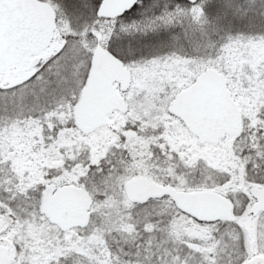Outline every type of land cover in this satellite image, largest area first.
Listing matches in <instances>:
<instances>
[{
  "label": "snow or ice",
  "instance_id": "obj_1",
  "mask_svg": "<svg viewBox=\"0 0 264 264\" xmlns=\"http://www.w3.org/2000/svg\"><path fill=\"white\" fill-rule=\"evenodd\" d=\"M0 264H264V0H0Z\"/></svg>",
  "mask_w": 264,
  "mask_h": 264
}]
</instances>
